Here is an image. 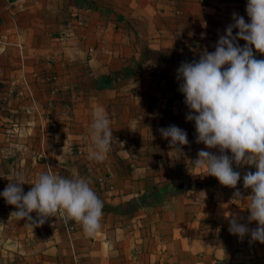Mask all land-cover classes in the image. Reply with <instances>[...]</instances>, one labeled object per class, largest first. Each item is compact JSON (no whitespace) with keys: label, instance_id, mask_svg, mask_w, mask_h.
<instances>
[{"label":"crops","instance_id":"1","mask_svg":"<svg viewBox=\"0 0 264 264\" xmlns=\"http://www.w3.org/2000/svg\"><path fill=\"white\" fill-rule=\"evenodd\" d=\"M247 2L0 0V193L17 173L25 194L51 173L86 180L104 205L88 236L62 213L21 220L0 195V264H264V244L229 231L233 217L257 227L243 185L257 169L233 163V189L194 167L200 150L220 153L196 142L177 79L234 13L250 23ZM98 108L113 132L102 162L89 159ZM171 125L187 133L181 153L159 132Z\"/></svg>","mask_w":264,"mask_h":264},{"label":"clouds","instance_id":"2","mask_svg":"<svg viewBox=\"0 0 264 264\" xmlns=\"http://www.w3.org/2000/svg\"><path fill=\"white\" fill-rule=\"evenodd\" d=\"M243 16L233 14L230 24L221 35L214 52H203L198 61L184 62L177 70L179 91L184 95L190 110L187 121H194L196 142L208 149H218L219 155L200 150L194 167L205 169L206 175L215 177L223 186L235 189L241 176L233 170L251 164L256 171L243 177L245 189H251L248 217L257 222L250 229L246 224L230 219V233L243 238L250 234L252 241L264 244V59H256L254 49L264 55V0H248ZM238 29L233 35V29ZM246 43L241 47L237 41ZM92 147L89 159L102 162L110 151L113 132L103 109H96L91 123ZM165 139L177 153L189 143L187 133L175 125L160 128ZM230 152L231 158L227 154ZM22 173L0 193L7 204L15 206L17 218L32 221L35 212L40 224L62 213L66 221L82 226L88 236L101 227L103 202L82 178H65L41 173L26 194ZM240 192L234 193L239 199Z\"/></svg>","mask_w":264,"mask_h":264},{"label":"built area","instance_id":"3","mask_svg":"<svg viewBox=\"0 0 264 264\" xmlns=\"http://www.w3.org/2000/svg\"><path fill=\"white\" fill-rule=\"evenodd\" d=\"M98 182L100 184H103V185H105V183H106L105 180H103V179H99ZM108 189L111 190V186L110 185L108 186ZM67 229L70 231V230L73 229V226H68ZM72 264H78V263L76 261H74Z\"/></svg>","mask_w":264,"mask_h":264}]
</instances>
